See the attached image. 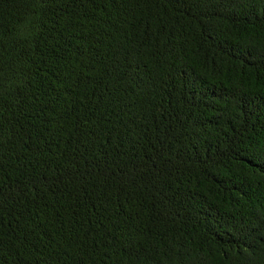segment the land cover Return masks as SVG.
I'll return each mask as SVG.
<instances>
[{"label":"trees","instance_id":"1","mask_svg":"<svg viewBox=\"0 0 264 264\" xmlns=\"http://www.w3.org/2000/svg\"><path fill=\"white\" fill-rule=\"evenodd\" d=\"M0 264H264V0H0Z\"/></svg>","mask_w":264,"mask_h":264}]
</instances>
